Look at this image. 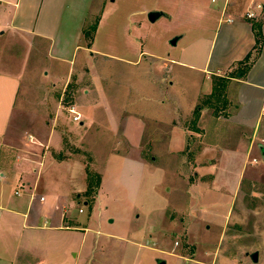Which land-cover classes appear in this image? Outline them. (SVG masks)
I'll return each instance as SVG.
<instances>
[{"label": "rangeland", "instance_id": "1", "mask_svg": "<svg viewBox=\"0 0 264 264\" xmlns=\"http://www.w3.org/2000/svg\"><path fill=\"white\" fill-rule=\"evenodd\" d=\"M103 1L106 5L99 4L85 29L89 50L77 51L71 66L52 59L57 51L39 64L32 53L27 69L40 72L45 66L61 73L56 85L44 74L38 82L33 76L30 89L39 93L33 107L43 114L28 115L25 122L36 118L42 128L56 120L59 153L73 167L58 180L46 175L41 187L49 188L50 195L71 192L75 225L90 230L27 231L20 220L12 226L20 245L34 242L40 264H89L91 259L85 261L81 254L90 249L93 232L102 224L107 229H101L121 239L93 242V264H154L156 250L161 258L180 256L187 264H264V112L251 129L236 124L235 93L229 95L228 88L220 100L207 104V83L197 68L211 51L215 3ZM152 12L161 14L155 22L149 20ZM27 52L21 49L18 56ZM69 67L74 71L64 74ZM238 69L237 63L223 75ZM76 96L85 97L79 123L69 111L80 105ZM127 117L134 124L140 119L139 131L146 129L141 146L121 137L119 121ZM172 117V127L186 132V146L169 155L162 137ZM158 127L160 139L153 142L149 135ZM12 191L17 198L15 192L22 189ZM255 252L258 263L251 259ZM35 259L21 255L2 264H36Z\"/></svg>", "mask_w": 264, "mask_h": 264}, {"label": "crops", "instance_id": "2", "mask_svg": "<svg viewBox=\"0 0 264 264\" xmlns=\"http://www.w3.org/2000/svg\"><path fill=\"white\" fill-rule=\"evenodd\" d=\"M101 2L104 3L103 0H0V264L8 258L19 259L21 255L29 257V254L36 258V264L42 262L36 253L37 250L33 248L36 247L34 242L21 246L18 236L14 235L12 226H18L20 220L22 229L27 231L90 230L81 227L82 225H75V215L72 213L75 207L70 198L71 192L66 197L55 194V191L50 195L49 188L41 187L46 175L47 178L58 180L63 172L73 167L71 159L64 158L59 153L61 144L60 138L57 137L59 129L56 120H52V125L46 124L42 128L36 118H32L29 123L25 122L28 115L43 114L41 109L33 107L35 99L39 98L38 91L34 94L30 89L34 81L33 76L38 82V77L44 74L49 83L56 85L61 73L58 69L48 71L45 66H40V72L33 69L28 73L27 69L32 53H35L34 58L39 59V64L42 59L51 58V51H57L52 59L71 66L77 51L89 50L90 47L84 42L85 29L99 4L102 7L106 5ZM212 2L217 7L214 11L217 28L208 59L202 67H197L204 75L203 83H207L205 93L203 92L206 96L213 93L215 77H225L223 74L231 71L253 51L256 45L254 22L262 24L264 37V0ZM248 12L254 13L256 18H245L243 13ZM226 16L227 21L231 19L233 22H225ZM219 39V52L214 59L212 52L218 47ZM21 49L30 54L27 52L18 56ZM73 71L69 67L64 74L68 75ZM23 84H26L25 92L22 91ZM228 88L229 95L235 93L238 104L237 116H233L234 122L246 129L256 126L264 112V45L259 59L249 73L242 79H232ZM84 98L82 100L76 96L77 100L81 99L80 107L74 106L79 115V108L84 109ZM121 114L125 115L127 112L123 111ZM175 118L169 119L163 129V145L170 148L169 155L183 151L186 146L185 130L172 127ZM119 122L122 123L120 127L123 130V140L128 145L141 146L146 129L142 127L139 131L140 119V124L131 122L130 117L125 118V122L121 119ZM71 129H74V126ZM149 138L153 142L160 139L159 127L154 129ZM160 144L162 143H156ZM13 187L14 190L22 189L21 194L15 192L17 198L12 197ZM77 221L79 224L83 223L80 215ZM49 223L51 227L48 226ZM150 227L154 229L155 223ZM101 228L107 229L100 224L99 229L94 230L90 251H93V242L99 243L103 237L109 240L121 239L119 235ZM89 250L81 255L85 261L91 259L89 264H93L92 260L96 259L97 251H93V256H89ZM156 251L153 253L154 264L162 258L167 264L188 263L180 256L167 255L161 258L157 254L159 250ZM100 257L104 256L101 254ZM194 263L207 264L203 261ZM100 264H104V260Z\"/></svg>", "mask_w": 264, "mask_h": 264}, {"label": "trees", "instance_id": "3", "mask_svg": "<svg viewBox=\"0 0 264 264\" xmlns=\"http://www.w3.org/2000/svg\"><path fill=\"white\" fill-rule=\"evenodd\" d=\"M253 28H254V32H255V36H256V45H255L253 51L251 53H249L245 57L244 60H242L238 63L239 69L237 71H235V72H233L230 75L225 76V77H215L214 78L213 93L210 96H208L207 104H211L210 101L213 98H217L220 100V98L226 94V91H227L228 86L231 83L232 79L244 78L249 73V71L251 70V68L255 64V62L259 59L261 52H262V49H263V45H264V37H263V33H262V24L258 23V22H254ZM85 34H87V32H85ZM211 107L213 109L216 108L215 105H211ZM201 110H202V107L199 106L197 108V110L195 111V115L197 116V118L199 117ZM215 111H216L215 114H219L218 108H216Z\"/></svg>", "mask_w": 264, "mask_h": 264}, {"label": "water", "instance_id": "4", "mask_svg": "<svg viewBox=\"0 0 264 264\" xmlns=\"http://www.w3.org/2000/svg\"><path fill=\"white\" fill-rule=\"evenodd\" d=\"M160 17H161V14L160 13L152 12V13L149 14V20L151 22H155ZM176 43H177L176 40H173L172 41V44L173 45H176ZM251 259H252V261L254 263H258V261H259V254L257 252H255L254 254H252ZM157 264H167V261L166 260H163V259H159V260H157Z\"/></svg>", "mask_w": 264, "mask_h": 264}, {"label": "built area", "instance_id": "5", "mask_svg": "<svg viewBox=\"0 0 264 264\" xmlns=\"http://www.w3.org/2000/svg\"><path fill=\"white\" fill-rule=\"evenodd\" d=\"M247 17L250 20H254L256 18L255 14L252 12H248L247 13ZM228 22H233V20L229 19ZM70 113L73 115V120L75 122H80L81 121V116L77 113V111L75 110V108H71L70 109Z\"/></svg>", "mask_w": 264, "mask_h": 264}]
</instances>
